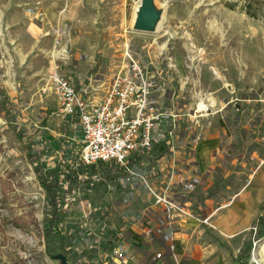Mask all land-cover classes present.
I'll list each match as a JSON object with an SVG mask.
<instances>
[{"label": "rangeland", "instance_id": "rangeland-1", "mask_svg": "<svg viewBox=\"0 0 264 264\" xmlns=\"http://www.w3.org/2000/svg\"><path fill=\"white\" fill-rule=\"evenodd\" d=\"M154 1L161 17L144 31L134 28L140 0H0V87L9 98V108L0 100V264H62L49 253L59 248L69 264H234L241 254L264 264V0ZM133 61L171 114L158 125V136L173 130L168 152L149 175L161 189L178 179L174 206L166 211L140 183L79 188L48 243L46 191L19 130L81 131L49 88L54 63L99 102ZM102 202L123 215L111 244Z\"/></svg>", "mask_w": 264, "mask_h": 264}, {"label": "built area", "instance_id": "built-area-1", "mask_svg": "<svg viewBox=\"0 0 264 264\" xmlns=\"http://www.w3.org/2000/svg\"><path fill=\"white\" fill-rule=\"evenodd\" d=\"M59 68L58 63L51 67L48 85L58 96L61 110L79 118L82 128L80 157L85 163L114 159L125 164L134 149L153 145L158 138V125L171 114L151 98L150 82L134 61L131 72L116 77L107 95L99 102L79 92ZM167 134L173 138L172 128ZM140 178L166 211L174 206L169 194L174 178L172 181L170 177L163 189L143 174ZM156 255L161 256V253Z\"/></svg>", "mask_w": 264, "mask_h": 264}, {"label": "trees", "instance_id": "trees-1", "mask_svg": "<svg viewBox=\"0 0 264 264\" xmlns=\"http://www.w3.org/2000/svg\"><path fill=\"white\" fill-rule=\"evenodd\" d=\"M0 100L9 108V98L2 87ZM65 117L70 124H79L77 116L66 114ZM19 131L26 141L27 154L34 165L40 185L46 191L45 237L48 243L61 235L59 230L61 212L65 203L70 202L71 195L76 189L100 190L108 184L119 186L128 182L137 183L140 180L139 174L149 175L151 161L166 154L169 149V136L165 128L152 146L134 149L125 164L114 159L87 164L80 157L82 142L79 130L57 135L44 126L32 125ZM140 184L147 188L144 182ZM100 209L104 218L103 235L111 244L112 241L119 240L123 215L106 202L101 203ZM79 231L84 235L87 233L83 225L79 226ZM59 252L63 250L49 249L52 257H57ZM248 254L249 252H246V255ZM244 258V254L239 255L234 264H246Z\"/></svg>", "mask_w": 264, "mask_h": 264}, {"label": "water", "instance_id": "water-1", "mask_svg": "<svg viewBox=\"0 0 264 264\" xmlns=\"http://www.w3.org/2000/svg\"><path fill=\"white\" fill-rule=\"evenodd\" d=\"M162 11L157 8L154 0H140L134 19V28L137 30L152 31L155 29ZM62 264H69L65 255L57 254Z\"/></svg>", "mask_w": 264, "mask_h": 264}, {"label": "crops", "instance_id": "crops-1", "mask_svg": "<svg viewBox=\"0 0 264 264\" xmlns=\"http://www.w3.org/2000/svg\"><path fill=\"white\" fill-rule=\"evenodd\" d=\"M165 120V119H164ZM73 126H77V124L76 123H73L72 124ZM79 125L81 126V124H80V122H79ZM80 138H82V128H81V132H80ZM81 140V139H80ZM215 143H214V141H212V142H210V143H204L203 144V146L200 148V150H199V153L201 154V155H203V154H206L208 151H209V149H208V147H211V146H213ZM143 175H145V174H143ZM138 176V175H137ZM149 180H151V179H154V178H152V177H154L153 175H145ZM139 177H140V174H139ZM138 177V178H139ZM157 177V180H159L158 178L159 177H161L162 178V176H161V172L159 173V175L158 176H155V178ZM160 178V179H161ZM174 181H175V183H179L178 182V179L177 178H174ZM143 183V180H141V178H140V180L137 182V183ZM154 182V181H153ZM167 182V181H166ZM133 183V182H132ZM144 184H145V182H144ZM146 185V184H145ZM154 185L156 186V187H158V184L156 183V182H154ZM147 187V186H146ZM148 189V188H147ZM126 216H128V215H126ZM120 236V235H119ZM120 238V237H119ZM151 248H153V247H151ZM154 249V248H153ZM154 252V254L156 255L157 254V252L159 253V251H153ZM161 253V252H160ZM158 264H160V263H158ZM162 264V263H161Z\"/></svg>", "mask_w": 264, "mask_h": 264}, {"label": "bare ground", "instance_id": "bare-ground-1", "mask_svg": "<svg viewBox=\"0 0 264 264\" xmlns=\"http://www.w3.org/2000/svg\"><path fill=\"white\" fill-rule=\"evenodd\" d=\"M138 5L139 4H137L136 5V7H135V11H134V19H135V17H136V13H137V8H138ZM156 45V44H155ZM59 52V51H58ZM232 61V60H231ZM211 100H214V97H211L210 98ZM199 107H200V110H206V109H208V106H207V104L204 102V101H200L199 102ZM262 247V246H261ZM261 250V249H260ZM264 251V250H263Z\"/></svg>", "mask_w": 264, "mask_h": 264}]
</instances>
